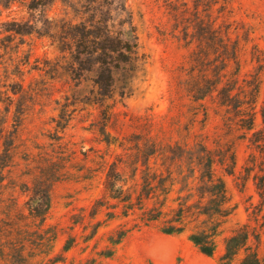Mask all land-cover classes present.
I'll use <instances>...</instances> for the list:
<instances>
[{"label":"rangeland","instance_id":"1","mask_svg":"<svg viewBox=\"0 0 264 264\" xmlns=\"http://www.w3.org/2000/svg\"><path fill=\"white\" fill-rule=\"evenodd\" d=\"M202 146L230 198L212 256L193 217L162 231L186 192L159 180L198 177ZM261 153L264 0H0V264H223L241 230L264 264Z\"/></svg>","mask_w":264,"mask_h":264},{"label":"trees","instance_id":"2","mask_svg":"<svg viewBox=\"0 0 264 264\" xmlns=\"http://www.w3.org/2000/svg\"><path fill=\"white\" fill-rule=\"evenodd\" d=\"M103 39L109 38L104 34ZM98 40V38L96 37ZM220 40V39H218ZM117 44L123 49L125 54L123 55L127 61H131L133 55L136 54L137 44L130 42H122L117 40ZM107 47L101 48L106 50ZM114 51V50H112ZM127 53V54H126ZM128 58V59H127ZM124 62V61H122ZM110 78H112L110 76ZM102 82V83H101ZM98 85L102 91L107 90L111 81H99ZM206 97V96H205ZM252 126V125H251ZM253 127H249L251 131ZM257 149H261L262 145L258 142L252 141ZM264 156V153H261ZM159 155H162L160 153ZM232 166L235 165V155H231L230 158ZM196 166L199 168L200 175L195 177V168L190 169V175L184 174V172L178 173L179 177H175L174 174L167 178H160L159 183L163 190L168 189L167 193L175 188V185H182L181 192H186V195H180L178 198L179 208L175 210L174 217L168 222L162 231L167 235L181 234L185 231L187 220L191 217L194 218L196 225L191 230L189 239L201 250V252L207 256H212L217 248V237L220 234V230L225 223V220L230 215L229 209V194L225 181L217 177L214 173L213 166L215 159L211 154V151L207 147H201L195 156ZM223 162H227L223 159ZM247 172H251L250 168H246ZM254 181L262 199H264V177L254 176ZM126 180L121 173L115 172L109 176V189L113 194H118L121 202L124 203V208L130 210L134 203L131 200L133 193L125 189ZM168 183V186L166 185ZM144 187L150 189L155 188L151 183L145 181ZM159 187V186H158ZM182 194V193H180ZM138 202L141 204L143 195L138 194ZM37 207H31V212L35 213ZM134 209V208H133ZM132 210V209H131ZM151 211V210H150ZM39 212V211H37ZM149 220H158L163 212L158 211L156 213L149 212ZM191 223V222H190ZM189 223V224H190ZM125 234H123L124 236ZM122 238V237H121ZM249 234L245 230H241L226 240V253L222 258L223 264H231L233 259L239 254L240 251L245 250L246 254L240 264H262L257 251L251 250L248 246Z\"/></svg>","mask_w":264,"mask_h":264}]
</instances>
